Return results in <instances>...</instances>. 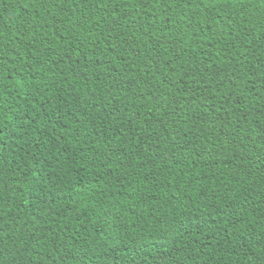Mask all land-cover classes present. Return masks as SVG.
<instances>
[{"label":"trees","instance_id":"1","mask_svg":"<svg viewBox=\"0 0 264 264\" xmlns=\"http://www.w3.org/2000/svg\"><path fill=\"white\" fill-rule=\"evenodd\" d=\"M0 264H264V0H0Z\"/></svg>","mask_w":264,"mask_h":264}]
</instances>
